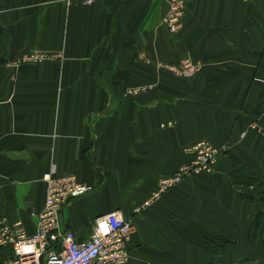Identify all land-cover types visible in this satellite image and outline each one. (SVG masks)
Segmentation results:
<instances>
[{
  "label": "crops",
  "instance_id": "1",
  "mask_svg": "<svg viewBox=\"0 0 264 264\" xmlns=\"http://www.w3.org/2000/svg\"><path fill=\"white\" fill-rule=\"evenodd\" d=\"M186 8L175 35L161 23L168 0H0V223L36 230L55 164L90 186L61 211L79 241L97 215L119 209L137 227L129 264H233L241 255L264 264V226L251 243L254 209L223 171L152 197L163 173L189 160L183 148L204 137L249 148L250 175L264 188V137L251 127L264 125V0ZM35 49L63 56L8 62ZM186 55L208 65L187 79L154 69ZM13 249L2 245V264Z\"/></svg>",
  "mask_w": 264,
  "mask_h": 264
},
{
  "label": "built area",
  "instance_id": "2",
  "mask_svg": "<svg viewBox=\"0 0 264 264\" xmlns=\"http://www.w3.org/2000/svg\"><path fill=\"white\" fill-rule=\"evenodd\" d=\"M77 1L88 5L96 3L97 0ZM65 2L71 4L74 0ZM186 9V0L170 2V10L165 17V23L170 30L175 32L179 30ZM50 56L54 57L53 53L35 51L31 57L24 55L15 58L14 63L11 60L9 63L19 66L22 61H32L38 57L46 59ZM183 63L180 71L184 75L199 67L188 59ZM181 175L177 171L172 176H163L160 180V189L155 194L171 188ZM44 178L45 202L38 214L39 221L33 233L27 232L21 221L9 223L1 220L0 245L11 244L14 248L13 255L4 264H129L131 259L129 241L136 231L133 219L119 209L97 215L90 237L79 241L71 228L61 227V211L69 202L88 192L90 186L71 172L58 173L55 164L44 174Z\"/></svg>",
  "mask_w": 264,
  "mask_h": 264
},
{
  "label": "rangeland",
  "instance_id": "3",
  "mask_svg": "<svg viewBox=\"0 0 264 264\" xmlns=\"http://www.w3.org/2000/svg\"><path fill=\"white\" fill-rule=\"evenodd\" d=\"M172 0H168V9L170 10V2ZM186 5H187V0H186ZM87 6V5H86ZM168 10V11H169ZM167 11V13H168ZM167 13L165 14V16L162 18L161 23L162 26L168 31L169 34L174 33L175 35L182 29L184 22H183V17H182V25L179 28L178 31L175 32V30H170L168 28V24L165 23V17L167 15ZM35 51H39V52H44V50H39V49H35L34 51L28 52V53H21V55H18L17 57H22V56H28L31 57ZM59 56H58V55ZM54 57L56 58H61L63 56L62 53L58 52V53H54L53 54ZM14 57L13 59L11 58L10 60L12 61V63H14V59L17 58ZM188 59L191 61V63H195L198 64L199 67H196L194 70L191 71V73H187V75H184V73H182V66H184V61ZM9 60V61H10ZM42 61L45 60V58L40 59V57H38L37 59L33 60H26V62H35V61ZM8 61V62H9ZM146 61V60H144ZM25 62V61H23ZM11 63V64H12ZM208 64L206 62L203 61V59H194L192 57H190V55H186V57H182L179 61H172V63L169 62H163L162 60H160L156 66H154V69L156 72L159 73V71H168L172 74H176V76L178 77H182V78H189V77H195V75L199 74L201 71H203L205 69V67ZM12 67H14L15 69H17L20 66H14L12 65ZM226 67H221L222 70H224ZM181 70V71H180ZM13 77L14 72H12ZM14 79H16V77H14ZM148 86H144V87H134L132 88L133 92H137L143 89H146ZM150 87V86H149ZM151 88V87H150ZM130 90V89H129ZM174 124L173 121H168V122H161V126H172ZM257 124V123H256ZM254 123V121H251V127L255 128L256 135H261V137H264V125L261 122H258L257 127H255L256 125ZM246 131L248 130H243L240 133V136L242 139L245 138L246 135ZM201 145L199 148H195L196 146ZM241 145V144H239ZM244 145V143H243ZM238 148H234V146H232L231 144L229 145L228 142L226 141L224 143V145H219V144H215L213 141H211L210 139H207L206 137H204L202 140H198V141H191L189 142L186 147L183 148V152L188 154V161H186L185 163L179 165L177 167V169L168 172V173H163V176L167 175V176H172L175 173L180 172L181 178L173 183V185L171 186V188L169 189H164V191H162L160 194L156 195L155 193L152 194V197H160L161 195H163L165 192H168L170 190L173 189H177V186L182 185L185 183V181L187 182L188 179H190L191 177L193 179H199V180H206L205 178H209L211 175H219V178L221 176L220 171H223L225 173V175L227 176V180L226 183L229 184L230 186L234 185V187H236V193H238V196L245 198L246 199V203L250 204V207H252L253 212L251 213V217H252V222H251V227H249V239H251V243H253L254 241H256L258 239V236H260L263 232L262 227L263 225V221H264V209L258 211L256 204H259L258 202L261 201V204L264 207V188H263V183L260 182V177L258 176V174H251L250 172L253 171L252 167L254 164H252L253 162H251V160L249 159H254L253 155L251 153H248V151L250 152L251 150H249V148L247 150L243 151L242 148V152L241 153H237L238 151L236 150ZM251 157V158H250ZM258 164V163H256ZM254 168V167H253ZM219 171V173H215ZM256 171V170H254ZM258 171V170H257ZM160 177L159 181H158V186L160 185V180L162 179V177ZM160 189V187L158 188ZM156 189V191L158 190ZM155 191V192H156ZM153 200V199H152ZM152 201H144V203H140L139 205H137V207L134 209V214H137L138 212H142L143 210H145ZM249 207V206H248ZM256 207V208H255ZM135 225V229L136 224L134 222ZM204 229H202V233L204 235H206L207 233H209V227H203ZM137 231V229H136ZM135 232V231H134ZM264 244V242H262ZM220 261V259H219ZM233 264H261L259 263H255V260H252L251 258H245L244 256H236L234 263Z\"/></svg>",
  "mask_w": 264,
  "mask_h": 264
},
{
  "label": "trees",
  "instance_id": "4",
  "mask_svg": "<svg viewBox=\"0 0 264 264\" xmlns=\"http://www.w3.org/2000/svg\"><path fill=\"white\" fill-rule=\"evenodd\" d=\"M1 250H2V245H0V252H1ZM0 264H2V262H0Z\"/></svg>",
  "mask_w": 264,
  "mask_h": 264
}]
</instances>
